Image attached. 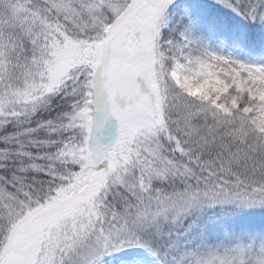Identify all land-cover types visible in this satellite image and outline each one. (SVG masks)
Masks as SVG:
<instances>
[{
	"label": "snow or ice",
	"instance_id": "obj_1",
	"mask_svg": "<svg viewBox=\"0 0 264 264\" xmlns=\"http://www.w3.org/2000/svg\"><path fill=\"white\" fill-rule=\"evenodd\" d=\"M0 264H264V0H0Z\"/></svg>",
	"mask_w": 264,
	"mask_h": 264
}]
</instances>
